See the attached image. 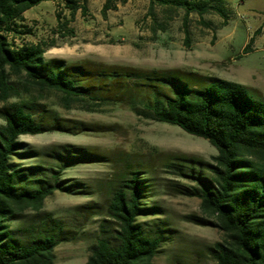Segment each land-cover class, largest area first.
<instances>
[{"label": "rangeland", "instance_id": "374dc122", "mask_svg": "<svg viewBox=\"0 0 264 264\" xmlns=\"http://www.w3.org/2000/svg\"><path fill=\"white\" fill-rule=\"evenodd\" d=\"M106 2L86 0L85 14L78 10L61 27L57 15L64 23L70 20L69 12L61 3L42 2L23 14L19 30L24 33L16 34L14 42L41 44L46 61L57 59L66 66L193 72L239 83L264 99V0H225V23L213 12L191 13L184 23L183 10L150 9L149 0H112L103 14ZM11 82L16 91L7 102L0 101V107L34 102L47 110V119L85 129L21 136L16 162L54 167L50 152L63 145L103 156L98 162L66 167L61 180L75 185L76 192L56 191L44 200L40 213L28 210L11 221L17 238L41 217L60 222L68 240L54 249V264H85L101 225L110 233L116 228L107 207L114 188L136 168L146 182L142 202L151 208L137 222L163 236L158 253L142 264H216L211 249L224 236L199 221V199L180 193L183 186H196L195 181L169 167L181 164L202 173L205 164H214V147L176 126L136 116L125 103L74 101L67 106L56 92Z\"/></svg>", "mask_w": 264, "mask_h": 264}, {"label": "trees", "instance_id": "16d2710c", "mask_svg": "<svg viewBox=\"0 0 264 264\" xmlns=\"http://www.w3.org/2000/svg\"><path fill=\"white\" fill-rule=\"evenodd\" d=\"M42 2L61 3L70 20L57 15L58 27L67 25L86 0H0V101L15 93L11 79L39 91L61 95L65 105L74 101L127 104L136 116L176 126L206 140L217 151L214 164L200 170L171 163L179 175L196 186L180 193L200 200L202 225L224 236L211 249L216 264H264V99L247 87L193 72L142 71L103 66H66L44 58L41 44H15L23 14ZM107 0L102 13L111 9ZM158 6L189 14L216 13L228 19L225 0H149ZM34 102L6 103L0 107V264H54V249L63 241L60 222L41 217L23 238L10 222L32 210L40 213L44 200L56 191L72 194L75 185L61 180L66 167L94 163L103 158L89 149L63 145L50 152L55 166H23L21 136L48 131L85 130L46 117ZM189 170V171H187ZM197 171V172H196ZM146 182L136 168L127 172L113 190L107 216L116 228L101 225L100 235L85 264H142L151 260L163 243L159 231H146L137 222L149 214L142 199Z\"/></svg>", "mask_w": 264, "mask_h": 264}]
</instances>
